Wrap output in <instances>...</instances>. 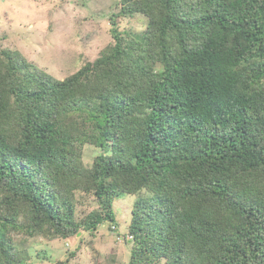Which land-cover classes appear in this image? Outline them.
Wrapping results in <instances>:
<instances>
[{"label": "trees", "instance_id": "16d2710c", "mask_svg": "<svg viewBox=\"0 0 264 264\" xmlns=\"http://www.w3.org/2000/svg\"><path fill=\"white\" fill-rule=\"evenodd\" d=\"M110 20L64 79L0 46V264L114 235L124 196L130 264H264V0H119Z\"/></svg>", "mask_w": 264, "mask_h": 264}, {"label": "rangeland", "instance_id": "374dc122", "mask_svg": "<svg viewBox=\"0 0 264 264\" xmlns=\"http://www.w3.org/2000/svg\"><path fill=\"white\" fill-rule=\"evenodd\" d=\"M119 0H0V46L18 51L24 58L56 78L64 79L86 61L96 60L113 44L111 20ZM144 19L122 18L121 30H140ZM99 149L86 146L85 159L91 164ZM137 196L118 198L114 213L118 225L105 223L95 236L79 234L77 239L25 243L29 264H57L76 255L70 264H130V244L117 242L115 235H128V225ZM82 211H90L83 205Z\"/></svg>", "mask_w": 264, "mask_h": 264}, {"label": "built area", "instance_id": "2783aa9c", "mask_svg": "<svg viewBox=\"0 0 264 264\" xmlns=\"http://www.w3.org/2000/svg\"><path fill=\"white\" fill-rule=\"evenodd\" d=\"M128 239L131 240L132 239V236H128Z\"/></svg>", "mask_w": 264, "mask_h": 264}]
</instances>
